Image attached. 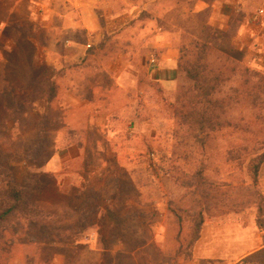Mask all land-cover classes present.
Here are the masks:
<instances>
[{"label":"rangeland","instance_id":"obj_1","mask_svg":"<svg viewBox=\"0 0 264 264\" xmlns=\"http://www.w3.org/2000/svg\"><path fill=\"white\" fill-rule=\"evenodd\" d=\"M56 1L49 0L55 9ZM57 3L61 10L70 9ZM38 12L40 23L14 20L0 43V165L10 160L16 181L27 186L28 197L42 212L35 217L37 227L21 224V242L8 239V246L0 245L2 264H57V258L65 264H193L205 223L246 215L263 227L264 162L256 178L251 169L264 154V82L252 78V73L264 77V48L257 50L264 39L254 45L255 52L232 53L243 64L240 83L233 79L229 88L257 85L256 95L231 104L225 120L229 128L208 143H197L186 128L179 131L169 111L179 81L174 92L146 88L148 63L158 54L153 32L117 34L109 51L131 64L136 87L142 82L133 96L141 125L132 133L127 127L137 118L128 116L111 144L93 127L86 128L92 139L89 157L71 163L72 185L71 179L45 170L57 153L67 152L76 129L67 92L57 95V87L67 88L68 71L75 70L56 64L61 44L67 43L65 20L55 15L48 25ZM234 32L233 25L220 36L226 50ZM140 90L143 96L137 95ZM95 139L105 145L102 151L91 148ZM5 170L0 169L1 180ZM249 261L264 264V256Z\"/></svg>","mask_w":264,"mask_h":264},{"label":"crops","instance_id":"obj_2","mask_svg":"<svg viewBox=\"0 0 264 264\" xmlns=\"http://www.w3.org/2000/svg\"><path fill=\"white\" fill-rule=\"evenodd\" d=\"M57 1L70 9L61 10ZM57 1L55 9L49 0H0V43L4 31L14 20L24 17L21 18L24 21L39 22L38 9L43 11L48 25L55 15L56 19L65 20L62 35L67 43L61 44L63 53L56 54V64L70 65L75 72L68 71L67 88L61 91V87L60 90L57 87V95L67 92V108L72 112V125L76 129L72 127L67 152L57 153L45 172L71 179L70 184L74 177L70 172L71 163L89 157L92 139L87 130L90 127L111 144L116 128H122L128 116L137 118L132 127H127L132 133L141 125L134 108L138 102L133 96L141 89L142 82L139 80L136 87L131 64L122 60L119 53L112 55L109 51L117 34L132 29L153 32L152 43L158 49V54L154 55L157 67L152 70L148 63L146 79L149 85L146 88L161 86L169 92L177 89L181 47L188 37L201 40L211 32L227 34L234 25L235 32L229 45L241 52H255L254 45L264 39V16H259V11L264 9V0ZM255 18H258L257 22ZM88 46L93 49L89 50ZM258 48L263 52L260 49L264 46ZM262 57L261 54L259 58ZM143 91L137 95L143 96ZM94 142L97 146L93 144L91 148L102 151L105 146L102 141L95 139ZM118 154L116 152L115 157L119 159ZM262 251L264 225L260 227L255 217L233 215L223 222L203 225L193 264H247ZM57 259V264H65L61 258Z\"/></svg>","mask_w":264,"mask_h":264},{"label":"trees","instance_id":"obj_3","mask_svg":"<svg viewBox=\"0 0 264 264\" xmlns=\"http://www.w3.org/2000/svg\"><path fill=\"white\" fill-rule=\"evenodd\" d=\"M220 36L221 34L211 32L201 40H190L192 42L187 40L181 47L176 76L180 84L174 95V101L169 104V111L179 131L186 128L187 134L197 143H206L207 140L210 141L228 129L225 120L232 111L231 104L241 105L259 90L257 85L247 90L244 85L229 88L228 85L233 79L240 83L241 74L239 78L238 74L242 70L243 61L233 57L232 53L236 49L229 45L230 40L229 49L224 48L226 45ZM245 73H249V70L245 69ZM252 78L260 80V84L264 82V77L257 73H252ZM247 85H250V82ZM233 91L238 96L235 99L231 98ZM54 96L56 97V89ZM254 161L257 163L253 164L251 172L256 178L264 162V154ZM0 169L7 171L6 179L0 178V245L6 247L9 244L8 239L21 242L23 235L21 224L24 221L37 227L35 217L42 212L28 197L27 186L16 181L10 160L2 162ZM26 181L30 182V180ZM37 183L41 186L38 180ZM42 191L38 190L37 194L41 195ZM201 224L198 227L199 232ZM199 236L200 233L198 238ZM259 255L264 256V251ZM0 264H2L1 260Z\"/></svg>","mask_w":264,"mask_h":264},{"label":"built area","instance_id":"obj_4","mask_svg":"<svg viewBox=\"0 0 264 264\" xmlns=\"http://www.w3.org/2000/svg\"><path fill=\"white\" fill-rule=\"evenodd\" d=\"M259 16H264V9L260 10L259 11ZM255 21L257 22L258 21V18H255ZM88 48L90 49L91 46H88ZM150 67L152 70L156 69L157 67V58L155 56H153L151 59H150Z\"/></svg>","mask_w":264,"mask_h":264}]
</instances>
